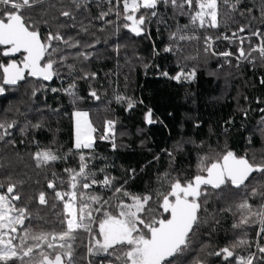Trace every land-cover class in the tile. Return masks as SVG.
Returning a JSON list of instances; mask_svg holds the SVG:
<instances>
[{
  "label": "trees",
  "instance_id": "16d2710c",
  "mask_svg": "<svg viewBox=\"0 0 264 264\" xmlns=\"http://www.w3.org/2000/svg\"><path fill=\"white\" fill-rule=\"evenodd\" d=\"M112 3L115 5V0ZM108 7V0H87L86 6L78 10L71 0H44L26 13L39 24L43 36L50 30H59L66 38L71 36L82 43L95 44L87 49L93 53L92 58L77 64L75 77L68 75L67 68L61 69L60 76H54L50 81L27 76L16 85H5V92L0 94V119L17 121L11 135L0 140V183L5 185L6 191L7 177L11 176L13 182L23 181L16 189L21 195L16 204L28 206L31 216L25 221V227L35 233L60 232L65 228L60 223L63 202L55 199L47 182L54 179L53 172L67 180L64 169L78 168L79 153L73 151L69 154L74 144L72 114L78 109L89 112L96 129L93 149H85L84 153L94 157L92 164L96 170L106 169L108 175L116 178V186L127 181L124 187L133 194L155 197L157 192L167 191V181L162 180L165 173L194 175L198 157L207 153L227 148L238 155L247 154L250 160L255 156L257 163L264 157V83H261L264 61L258 53H253L256 56L254 62L238 61V40L231 43L221 38L216 42V52L230 49L234 53L227 60L203 51L204 35L231 37L241 26L247 28L239 33L240 36H249L256 29L264 32L261 15L264 0H239L235 10L221 4L220 27L189 31L188 35L195 34L201 39L179 41L178 48L170 40V33L178 24H187V17L173 19L171 9L160 6L159 11L166 23L153 18L147 34L137 36L123 28V21L117 22L121 25L117 31L114 24L97 19ZM66 8L72 9L75 19L60 15V11ZM120 11L123 12L122 3ZM105 19L115 21L116 17L110 15ZM82 26L88 28L87 33L81 31ZM260 39L251 37L250 42L254 46ZM170 44H173L174 51L165 52V47ZM60 47L63 48V44ZM244 47L247 50L248 41ZM76 51L65 49V53L74 54ZM7 61L0 56V62ZM81 68L84 72L96 73V76L87 80L76 79V93L80 99L74 101L64 89L83 74L79 71ZM192 70H195L192 79L171 78L178 72ZM164 72L168 75H163ZM53 88L59 91H51ZM36 89L40 90L33 95ZM92 90L97 92L99 99L90 95ZM117 95L131 98L134 107L129 108L126 101H117ZM149 109L155 121L151 125L146 122ZM107 120L116 121L113 129L115 141L100 138L110 134L106 129ZM36 124L40 127L31 126ZM44 148H52L67 158L37 167L34 154ZM102 178L103 173H99L98 179ZM246 185L240 189L228 186L213 190L209 187L207 203L199 213L200 224L192 235L191 249L184 257V264H191L198 255L206 264H235L234 258L225 260L222 255L207 253L230 246L245 233L250 241L256 240L258 225L242 230L233 229L232 225L239 220L237 205L245 196L253 188L264 191V173H253ZM40 191L48 194L47 205L30 199ZM90 191L104 199L112 196L110 190L99 185ZM250 203L256 208L264 200L253 197ZM150 208L158 214L168 215L158 208L155 198ZM96 215L99 218V214ZM93 230L98 232V224L93 225ZM77 235L76 254L80 264H88V259L92 264L101 261L118 264L114 256L106 254L88 257L87 246L92 237L82 230ZM254 250L253 243L250 251ZM236 251L246 255L248 250L238 248ZM82 257L84 259H80Z\"/></svg>",
  "mask_w": 264,
  "mask_h": 264
},
{
  "label": "snow or ice",
  "instance_id": "6c2138e0",
  "mask_svg": "<svg viewBox=\"0 0 264 264\" xmlns=\"http://www.w3.org/2000/svg\"><path fill=\"white\" fill-rule=\"evenodd\" d=\"M43 2L44 0H0V6H3L0 7V46H4L0 49V56L10 58L6 64L0 62V94L5 92V85H16L25 80L26 74L50 81L54 76H60L61 69L67 68L68 75L75 77L77 64H83L93 56L87 49L95 47V44H85L71 36L66 38L59 30H50L46 36L42 35L39 24L26 13ZM71 2L77 10L87 4V0ZM121 3L123 12L120 11ZM108 4V9L102 11L97 19L105 24H114L117 31L121 27L117 22L123 21V28L129 29L137 36L147 34L153 18H159L158 22L166 23L159 11L160 6L166 10L171 9L173 19L176 16L187 17V24H178L176 30L170 33V40L178 48L179 41L201 39L195 34L188 35L189 31L219 28L220 5L235 10L239 0L231 3L230 0H115V5L112 0H108ZM60 15L75 19L71 8L62 9ZM110 15H115L116 20L105 19ZM261 15L264 18V9ZM246 28L247 26H241L231 37L205 35L204 53L218 55L226 60L232 57L234 53L231 51L218 53L213 49L215 41L223 38L231 43L239 41L236 55L238 61L254 62L256 56L253 53H258L259 58L264 61V32L256 29L249 36H240L239 33L245 32ZM100 30L103 31V28ZM81 31L87 33L88 28L82 26ZM251 37H260V42L253 46ZM245 41H248L247 50L244 47ZM61 44L63 48L60 47ZM65 49L77 51L74 54L65 53ZM164 51H174L173 44L165 47ZM16 54H21L22 59L11 58ZM79 71L83 74L74 78L68 88L64 89L74 101L80 99L76 93V79L87 80L96 76V73L84 72L83 68ZM163 75L167 76L168 73L164 72ZM194 76L195 70H192L189 73L178 72L171 78L189 80ZM261 83H264V79ZM39 90H34L33 95ZM51 91L57 92L59 89L53 88ZM90 95L99 99L95 90H92ZM116 99L126 101L129 108L134 107L135 102L131 98L117 95ZM72 115L75 122L74 144L73 148L69 149V154L73 151L79 153L78 168L64 169L67 180L53 172L54 179L47 182V188L54 193L55 199L63 202L64 212L60 223L65 225V228L60 232L39 233L26 228L25 221L31 216V212L27 205L16 204V201L21 199L16 189L23 181L13 182L11 176L7 177L9 182L6 191L5 185L0 183V264H80L76 248L79 239L77 233L81 230L92 237L87 246L88 257L106 254L114 256L118 264H184V257L191 249L192 235L200 224L199 213L207 203L209 187L213 190L228 186L236 189L246 188V181L253 173H264V157L257 163L255 156L250 160L247 154L238 155L225 148L221 152L199 156L194 175L180 173L172 176L165 173L162 180L167 181V191L157 192L155 197L152 194H133L124 187L127 181L116 186V178L108 175L106 169H95L92 164L94 157L91 154L86 155L83 150L93 149V133L96 129L89 119L88 112L75 111ZM146 120L153 123L151 109L146 114ZM105 123L107 133H112L116 121L107 120ZM16 124V120L0 119V140L10 136ZM31 126L40 127L39 124ZM27 127L28 125L25 129ZM100 138L108 139L109 135ZM112 146L115 148V143ZM168 154L174 160L173 154ZM66 158L67 155L61 157L52 148H44L34 154L37 167ZM99 173H103L102 179H98ZM96 185L110 190L112 196L104 199L100 194L90 191ZM253 197L264 200V191L253 188L251 193L245 196L237 205L240 217L232 227L242 230L254 224L258 225V239L250 241L245 233L230 246L207 255H222L225 260L234 258L235 264H264V203L254 208L250 203ZM154 198L158 208L167 213V216L150 208ZM30 199L37 200L40 205L49 203L45 191H40ZM96 214H99V218ZM94 224H98V232L95 233ZM253 243L257 251H250ZM238 248L248 250L247 254L237 253ZM201 251L203 252L204 248ZM88 264H92L91 259H88ZM101 264L104 262L101 261ZM108 264L113 262L108 261ZM191 264H206V261L198 255Z\"/></svg>",
  "mask_w": 264,
  "mask_h": 264
},
{
  "label": "built area",
  "instance_id": "2783aa9c",
  "mask_svg": "<svg viewBox=\"0 0 264 264\" xmlns=\"http://www.w3.org/2000/svg\"><path fill=\"white\" fill-rule=\"evenodd\" d=\"M218 41V40H217ZM217 41H215V43L213 44V49L216 51V42ZM226 51H230V49H227ZM234 56V55H233ZM115 139H116V136H115V134H109V140L110 141H115ZM256 239H258V238H256ZM254 251H257V249L255 248V250ZM99 264H101V262H99Z\"/></svg>",
  "mask_w": 264,
  "mask_h": 264
},
{
  "label": "rangeland",
  "instance_id": "374dc122",
  "mask_svg": "<svg viewBox=\"0 0 264 264\" xmlns=\"http://www.w3.org/2000/svg\"><path fill=\"white\" fill-rule=\"evenodd\" d=\"M205 36V35H204ZM203 36V37H204ZM75 111H84V112H88L87 110H84V109H78V110H75ZM74 111V112H75ZM88 114H89V112H88ZM89 119H90V121L92 122V120H91V117H90V114H89ZM73 122H74V117H73ZM92 125H93V123H92ZM93 127H94V125H93ZM74 129H75V122H74ZM115 132H112V133H110V134H114ZM93 139H94V142H95V132L93 133Z\"/></svg>",
  "mask_w": 264,
  "mask_h": 264
},
{
  "label": "flooded vegetation",
  "instance_id": "af4514ba",
  "mask_svg": "<svg viewBox=\"0 0 264 264\" xmlns=\"http://www.w3.org/2000/svg\"><path fill=\"white\" fill-rule=\"evenodd\" d=\"M4 47V46H3ZM5 58H7L8 60L10 59L9 57H5ZM11 58H14V59H17V60H20V59H22V56H21V54H16L14 57H11ZM8 62V61H7ZM6 62V63H7ZM5 63V64H6Z\"/></svg>",
  "mask_w": 264,
  "mask_h": 264
},
{
  "label": "water",
  "instance_id": "95a60500",
  "mask_svg": "<svg viewBox=\"0 0 264 264\" xmlns=\"http://www.w3.org/2000/svg\"><path fill=\"white\" fill-rule=\"evenodd\" d=\"M26 77H27V74H26ZM28 77H30V76H28ZM31 78H37V77H31ZM152 120H153V117H152ZM146 122H147V120H146ZM153 123H155L154 120H153ZM153 123H148V122H147L148 125H151V124H153ZM249 178H250V177H249Z\"/></svg>",
  "mask_w": 264,
  "mask_h": 264
}]
</instances>
